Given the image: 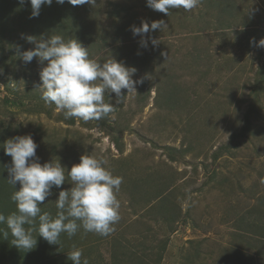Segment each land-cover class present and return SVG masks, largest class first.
Listing matches in <instances>:
<instances>
[{
    "label": "rangeland",
    "instance_id": "374dc122",
    "mask_svg": "<svg viewBox=\"0 0 264 264\" xmlns=\"http://www.w3.org/2000/svg\"><path fill=\"white\" fill-rule=\"evenodd\" d=\"M30 14V3L0 0V146L30 134L41 164L58 158L66 169L82 154L103 156L123 177L120 219L108 236L81 228L50 245L37 235L26 252L0 236V264H72L73 247L88 264H264V0H201L168 16L146 0H53ZM160 19L167 27L148 34L158 43L141 48L131 26ZM52 33L101 63L134 66L143 83L122 90L119 104L106 93L115 110L100 121L65 119L41 99L42 65L17 56L34 47L23 36ZM10 163L0 148L5 215L19 188L7 182ZM71 187L66 175L61 188ZM59 190L42 212L55 215Z\"/></svg>",
    "mask_w": 264,
    "mask_h": 264
},
{
    "label": "clouds",
    "instance_id": "9594fccd",
    "mask_svg": "<svg viewBox=\"0 0 264 264\" xmlns=\"http://www.w3.org/2000/svg\"><path fill=\"white\" fill-rule=\"evenodd\" d=\"M58 4L73 6L93 5L95 0H55ZM201 0H146L150 9L168 16L171 9L183 8L191 11ZM30 3V18L40 14L43 5L50 6L53 0H19L22 6ZM167 27L165 20H142L139 26H131L134 36L141 39L139 45L147 49L149 42H158L148 34ZM34 47L17 51V56L25 64L35 58L42 65L39 69L41 83L37 86L41 99L48 105L63 112L65 119L78 118L83 122L100 121L115 110L113 103L106 100V93L115 94V103L123 97L122 90H135L143 80L133 79L137 69L110 57L104 62L90 58L88 47L76 38L65 39L63 35L52 33L45 36L26 35L22 37ZM264 48V38L257 45ZM166 55L165 53H162ZM45 61L47 62L45 64ZM38 145L30 134L16 135L3 141L0 148L11 157L7 166V182L13 187L19 184L11 195L16 210L8 215L0 212V236L24 252L35 248L39 235L50 245H59L62 233L69 238L79 229L108 236L115 231L114 225L120 219V202L117 193L123 177L114 175L103 156L82 154L79 162L66 169L57 158L41 164L37 157ZM66 175L72 187L63 189ZM60 189L55 200L56 213L53 216L43 211L40 205L52 195V189ZM38 220V226H37ZM37 234L33 236V232ZM83 252L73 247L67 253L72 264H88L82 261Z\"/></svg>",
    "mask_w": 264,
    "mask_h": 264
},
{
    "label": "trees",
    "instance_id": "16d2710c",
    "mask_svg": "<svg viewBox=\"0 0 264 264\" xmlns=\"http://www.w3.org/2000/svg\"><path fill=\"white\" fill-rule=\"evenodd\" d=\"M45 13H47V17H48V11H46ZM223 13L225 14L226 11H224ZM57 18H58V16H56V15H52V16H50V17L47 18V19H48L49 22H53V21H54L53 19L56 20Z\"/></svg>",
    "mask_w": 264,
    "mask_h": 264
}]
</instances>
